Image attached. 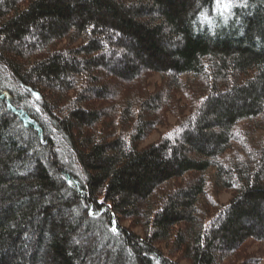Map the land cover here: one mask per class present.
<instances>
[{
	"label": "trees",
	"instance_id": "16d2710c",
	"mask_svg": "<svg viewBox=\"0 0 264 264\" xmlns=\"http://www.w3.org/2000/svg\"><path fill=\"white\" fill-rule=\"evenodd\" d=\"M254 244L264 0H0V264H255Z\"/></svg>",
	"mask_w": 264,
	"mask_h": 264
},
{
	"label": "rangeland",
	"instance_id": "374dc122",
	"mask_svg": "<svg viewBox=\"0 0 264 264\" xmlns=\"http://www.w3.org/2000/svg\"><path fill=\"white\" fill-rule=\"evenodd\" d=\"M159 78L155 77L154 79H152L154 81H157ZM175 120L173 117H169V122L167 126H162V127H158L153 133H151L149 135L148 138H146L142 143L141 146H145L149 143H152L154 141H156L157 139L163 137L169 128H171L170 126H173ZM231 191L230 190H224L223 192H220L218 194V196H215V200H217L218 202L222 203V204H226L229 199L231 198ZM125 226L130 225V223L128 221H125L123 223ZM134 231L141 233V231L138 228H135ZM246 248H244L245 250ZM162 250L164 251L165 254H169L168 250L166 248L162 247ZM250 251H254V254L256 255V257L258 258L257 263L255 264H264V244L262 245H253L252 247H250L249 249ZM172 255V254H170ZM174 256V255H172ZM171 256V257H172ZM174 257H176V259L181 263V264H189L187 260L181 259L179 256L175 255Z\"/></svg>",
	"mask_w": 264,
	"mask_h": 264
},
{
	"label": "snow or ice",
	"instance_id": "6c2138e0",
	"mask_svg": "<svg viewBox=\"0 0 264 264\" xmlns=\"http://www.w3.org/2000/svg\"><path fill=\"white\" fill-rule=\"evenodd\" d=\"M216 3H217L218 6H220L221 3H222V0H216ZM229 6H230V5H229L228 3H223V7H224V8H228Z\"/></svg>",
	"mask_w": 264,
	"mask_h": 264
}]
</instances>
